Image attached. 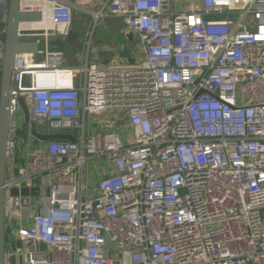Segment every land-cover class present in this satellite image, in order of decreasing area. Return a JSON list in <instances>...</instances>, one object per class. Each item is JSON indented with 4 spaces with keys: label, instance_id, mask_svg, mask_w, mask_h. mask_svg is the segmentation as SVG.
<instances>
[{
    "label": "built area",
    "instance_id": "obj_1",
    "mask_svg": "<svg viewBox=\"0 0 264 264\" xmlns=\"http://www.w3.org/2000/svg\"><path fill=\"white\" fill-rule=\"evenodd\" d=\"M40 1L19 6L49 14L46 37L68 35L74 4ZM180 1L92 3L96 23L119 18L139 40L133 64L18 58L11 154L20 99L76 141H47L6 178L4 264H264V0ZM111 109L130 133L87 134L86 118ZM94 158L114 171L91 188ZM39 175L35 208L10 194Z\"/></svg>",
    "mask_w": 264,
    "mask_h": 264
},
{
    "label": "crops",
    "instance_id": "obj_2",
    "mask_svg": "<svg viewBox=\"0 0 264 264\" xmlns=\"http://www.w3.org/2000/svg\"><path fill=\"white\" fill-rule=\"evenodd\" d=\"M74 4V13L78 7H81L83 13H86L87 8L92 6L94 1L104 2L106 0H70ZM33 3L42 2L40 0H32ZM48 7V4L46 3ZM96 9H99L97 7ZM89 11V10H88ZM91 13V12H90ZM89 13V14H90ZM47 18L50 17L46 14ZM90 15H93L91 13ZM91 17V16H90ZM89 19V21L83 17L74 16V21L71 30L77 32V37H70L68 35H62L59 33L51 34L49 36L43 35L42 31L36 27L26 32V40H40L39 53L34 55V59L38 62L45 59V52L48 51H62L64 52V62L63 67L74 68L78 66L85 65H107L116 63H129L126 59L121 58L118 53L123 48H127L131 51L134 57H138V52L136 44H134L135 36L129 34L126 30L124 22L119 18H113L108 16L98 23H96L95 18ZM92 27L90 24H92ZM103 24V30L100 32L96 26V30L93 29L95 25ZM4 28V23L2 25ZM32 33L38 35L33 36ZM31 34V35H30ZM4 59V47L0 49V68L2 67ZM23 110L20 105L19 110ZM18 110V112H19ZM17 112V113H18ZM117 115L121 117L122 121L117 123L114 119L109 121L106 117L101 115L87 117L86 118V131L87 134H92L95 132H105L108 129H117L126 137L130 133L131 128L127 121L122 123L126 118L123 112L116 110ZM18 115H15V120L17 121ZM18 124V121H17ZM25 129H17V137L23 136V140L20 144L16 142V148L14 152L10 155L7 162V174L6 178H11L12 176H17L20 173V169L25 165V161L29 153L36 151L37 149L45 148L47 142L37 141L32 136L30 126L25 122L23 125ZM24 130V131H23ZM39 132L44 133L43 130ZM74 135H79V131H74ZM16 137V141L18 140ZM113 166L104 158H94L89 164V184L91 188H95L99 178L113 173ZM34 187H39L44 184V177L42 175L35 176L32 179ZM32 207L35 208V203L37 199L33 198L35 195H31ZM24 223V222H23Z\"/></svg>",
    "mask_w": 264,
    "mask_h": 264
},
{
    "label": "water",
    "instance_id": "obj_3",
    "mask_svg": "<svg viewBox=\"0 0 264 264\" xmlns=\"http://www.w3.org/2000/svg\"><path fill=\"white\" fill-rule=\"evenodd\" d=\"M20 0H0V49L4 47V59L0 68V264H4L6 248V174L7 162L11 154L10 136L12 127L11 112V79L15 70L18 58L23 54H37L39 52L40 40H26L23 33L22 24H34L44 20L41 11L22 10L19 6ZM77 32L71 30L70 37H77ZM118 55L126 59L130 64L135 62V57L127 48L119 51ZM20 105L25 113L27 124L30 126L32 136L37 141L47 142L51 139H67L76 141L71 133H49L45 124L34 121L28 107L22 99ZM43 130L44 133L39 132ZM38 187L11 188L10 194L13 196L37 195Z\"/></svg>",
    "mask_w": 264,
    "mask_h": 264
},
{
    "label": "rangeland",
    "instance_id": "obj_4",
    "mask_svg": "<svg viewBox=\"0 0 264 264\" xmlns=\"http://www.w3.org/2000/svg\"><path fill=\"white\" fill-rule=\"evenodd\" d=\"M181 3V5H182V7H186L190 2H191V0H181L180 1ZM81 7H78L77 8V10L75 11V13H74V16H76V17H83V18H85V19H87L88 21H89V19L91 20V18L93 17L92 15H90L91 13V11H93V9H95V7H93V6H90L89 8H87V11H85L86 13H83L82 12V10L80 9ZM89 10V11H88ZM90 13V14H89ZM91 16V17H90ZM94 18V17H93ZM91 25V27H92V25H93V23L92 24H90ZM96 26H97V28H98V31L97 32H100L101 30H103V24L101 23V24H98V25H95L94 26V28L93 29H95L96 30ZM134 44H136V48L138 47V45H139V40L137 39V38H135V40H134ZM116 110H108L107 112H104L103 114H101V116H102V118L103 117H106L109 121H112L113 119L117 122V123H120L121 121H122V119H121V117L120 116H118L117 115V112H115ZM17 115H18V118H17V121H18V124H17V126H18V128H19V130L21 129H25V128H23L24 126V124H25V122H26V118H25V113H24V111L21 109V110H19V112L18 113H16ZM97 116H99V115H97ZM95 118H96V116H95ZM126 122V119L122 122V123H125ZM24 131V130H23ZM17 142H18V144H20L21 143V141L23 140V136L22 135H20V137H17Z\"/></svg>",
    "mask_w": 264,
    "mask_h": 264
},
{
    "label": "bare ground",
    "instance_id": "obj_5",
    "mask_svg": "<svg viewBox=\"0 0 264 264\" xmlns=\"http://www.w3.org/2000/svg\"><path fill=\"white\" fill-rule=\"evenodd\" d=\"M47 16V15H46ZM51 26V24H49V19L47 17L44 18L43 21L39 22V23H34V24H22V28L28 29V28H36V27H40V28H49ZM62 78V76H60L59 80ZM47 80H51L50 78H46ZM58 79V78H55ZM62 82L65 81V78L61 79Z\"/></svg>",
    "mask_w": 264,
    "mask_h": 264
}]
</instances>
